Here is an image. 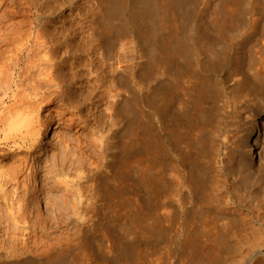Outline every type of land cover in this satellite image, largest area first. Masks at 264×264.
Wrapping results in <instances>:
<instances>
[{"label":"bare ground","instance_id":"bare-ground-1","mask_svg":"<svg viewBox=\"0 0 264 264\" xmlns=\"http://www.w3.org/2000/svg\"><path fill=\"white\" fill-rule=\"evenodd\" d=\"M93 1L96 6L93 10L88 9L89 16L84 11L79 12L88 17L85 23L83 21L85 26H80L87 28L88 37L84 34L87 40L83 37L76 40L75 36L72 39L73 28L67 27L66 17L62 18L66 0H14L13 4L28 3L32 18L15 26L16 29L7 35L0 30V63H4L0 69V92L7 95L4 100L0 99V144L9 147L6 153L0 154V217H6L11 223L5 221L9 225L4 231L13 227L15 232L21 233L19 220L26 221L24 218L36 211V204L31 209L32 199L27 187L28 197L23 193L28 183H23L20 177L26 170L27 181L32 184L41 182L42 189L61 192L60 200H56L59 202L50 208L57 207V214H70L78 221L72 235L62 237L65 240L59 238L58 247L50 248L44 259L15 258L20 251L17 253L18 250L11 249L12 245L8 249L0 244V264H74V260L70 263L71 260L67 259L68 253L86 246L90 234L101 229L102 216L113 219L117 205L122 207L124 216L126 212L129 215V201L121 196L129 184L130 162L135 156H139V162L150 161L154 168L158 157L170 149L169 145L177 149L185 145L180 154L181 181L187 189L185 199L206 196L208 180L214 173L215 157L219 156V145L217 153L214 151L217 135L224 125L225 112L222 116L221 111L225 106L229 110L227 104L234 106L233 120L229 125L234 129L240 127L243 133L236 144L224 146L225 160L215 171L217 176H224L222 196L227 205L226 212L243 222L244 207L251 211L256 209L258 212L253 219L264 232V85H253L255 80L264 78V57L256 58L249 67L253 70L250 75L245 72L247 69H244L239 51L240 46L251 40L247 36L237 40L241 31L238 20L235 21L237 17H233L234 9L226 8L223 18L210 25L203 22L192 8L199 0ZM246 4L252 9L251 2ZM115 20H121V24H116ZM53 24L65 30L49 28ZM132 31L137 32L141 43L121 40L123 35ZM255 43L258 51L264 54V36ZM4 44H20V47L13 49L7 57L2 48ZM118 47L119 54L115 52ZM129 49L137 56L129 57ZM144 57L146 60L139 61ZM139 68L147 79L143 98H140L143 105L149 107L148 119L144 123L140 120L144 113L138 106L134 86H131L133 89L129 86L130 74ZM223 68L227 69L229 76L235 77L231 78L233 81L230 79L232 85L226 88H222L214 77ZM180 86L191 98V109L175 113L170 105ZM7 100L10 106L4 108V112L1 102ZM51 105L55 111L40 118V109ZM56 122L57 128H66L67 132L54 134L59 137L52 146L55 152L42 159V153L37 154L43 149L40 136L51 130ZM207 123L213 124L210 133L194 134L197 128L201 129ZM79 126L87 130V134L81 133L83 138H74L76 134L72 137L74 128ZM80 128L78 130L82 131ZM151 171L144 169L136 182L147 191L155 207L164 185L160 173L154 169ZM10 187H14L13 192ZM41 214L36 212L37 216ZM233 226L223 223L214 245H206L205 250L196 236L183 240L181 251L188 264H218L222 261L221 250L233 247L228 241ZM110 235L102 241V246L108 249L106 253L113 249ZM7 256H13L15 260L7 261ZM100 263L107 264L106 261Z\"/></svg>","mask_w":264,"mask_h":264},{"label":"rangeland","instance_id":"rangeland-1","mask_svg":"<svg viewBox=\"0 0 264 264\" xmlns=\"http://www.w3.org/2000/svg\"><path fill=\"white\" fill-rule=\"evenodd\" d=\"M4 1L5 0H0L1 2L0 4V24H1L0 30L3 29V31L6 33L5 35H7L8 32L10 33L11 31L16 29L15 26L22 24L23 22L25 24V22L26 21L28 22L32 17L30 16L31 10L29 9L30 5L28 3L13 4L14 0H6V2H8L9 4L8 3L4 4L2 3ZM58 1L65 2V0H58ZM90 1L89 0H66L65 4L66 3L67 4L62 8V12H63L62 18L66 17L65 19L67 21L66 22L67 27L73 28V30H71L72 31L71 34L72 33L74 34L72 35V39H74L73 36H75L76 40H79V38L81 39L82 37H83L82 38L83 40H87V37H88L87 35H89V32H87V28L85 27L82 28L80 26L81 25L85 26L84 23L87 20L86 18H88L86 16H89L90 14L88 9L91 8L93 10L96 6L93 0L91 2ZM199 1L198 3H196V7L192 6V8L194 11L195 10L197 11L196 14L199 15V17H201L203 22L210 24V25L211 24L213 25V23L216 20H220L221 18H223V11H225L226 8L231 9V11L234 9V11H232L233 17L234 19L237 17L235 21L238 20L237 23L239 27V32L241 31V37L240 36L237 37V40L239 39L242 40L243 37H246V36L250 37V39L248 40H251V42L247 41L244 44V46L242 47L240 46V51H239L242 62L244 64V69L245 70L247 69L245 72L246 73L248 72L247 74L250 75V71L253 72V70L250 69L249 67H251L255 63L256 58H259L261 56L264 57L263 52L258 51V47L256 46V43H255L256 40H258V38H260L261 36H264V0H238L239 3H237L234 0L233 1L232 0H210V2L209 0L207 1L199 0ZM247 2H251L252 9L251 7L250 8L247 7V4H246ZM234 6L235 8H233ZM194 8H198V9H194ZM81 11L86 12L87 15L84 12L83 14L79 13ZM99 11L101 12V10H98V12ZM2 17L3 19L1 20ZM116 21H118L119 23H117ZM115 23L120 25L121 20L120 21L115 20ZM25 27L29 29L28 25H25ZM25 27H24V30L26 29ZM54 27L56 28V31H58L60 28H61L60 31L65 30L62 27L59 28L58 25L55 26V24H53L52 26H49V28H52V29H55ZM77 27L79 30L77 29ZM240 27H241V30H240ZM84 28L86 29V31ZM84 34L87 37H85ZM250 34H252L253 36L254 35L256 36L253 37ZM121 40L123 41L127 40L129 42L133 41L138 44L141 43V39L138 36L136 31H132L128 35L127 34L123 35ZM4 45L2 46V48L6 50L5 55L7 57L8 55L10 56L12 54L11 52L13 51V49L15 50V48L20 47V44H15V45L4 44ZM116 49L117 50H115V52L119 54L120 52L119 47ZM135 55L136 54L131 52L129 49V57L131 56L134 57ZM202 57L204 56L202 55ZM144 60H146V57H144L143 59L139 61H144ZM3 65L4 63H0V69ZM140 70L141 69L139 68L137 69V71L132 73L133 75L130 74L131 76H129V86L130 88H132L131 86H134L133 87L134 89L133 88L132 89L135 91L136 93L135 96L138 97L137 99L140 100V101L137 100L138 106L142 108L143 113H144L141 115V117L142 116L143 117L140 118V120H141V123H144L148 119V117L146 118V114L149 111V107L146 104L143 105L144 101H141L140 98H143L142 92H144V89H146L147 79H145L144 77L145 72L143 71L144 73L143 74L142 72H140ZM139 72L142 74H140ZM9 73H11V71H9ZM228 74L229 73L227 69L223 68L217 71V73H215L214 75L215 79L221 84L222 88L231 86L233 83L231 81H233L235 77H231ZM140 75H143V76L141 77ZM190 78L194 79L193 77H190ZM261 80L260 81L259 79L255 81L252 80V82L254 81L253 85L254 84L258 86L264 85V78L262 80L263 82ZM180 87L179 89L177 88V91L174 92L173 99L170 105L171 110L175 113H184L185 111L188 112L189 109H191V106H190L191 98L187 94V92L183 90L182 87L181 88ZM6 97L7 95H4V93L0 92V99L4 100ZM231 98L232 97L230 96L229 100H231ZM220 104L222 105V102H220ZM9 106H10V101L8 102L7 100V102L5 101L1 102V110H4V112H6V109L4 108L9 107ZM227 106H229L228 111H227L228 108L226 106L223 107V110L221 111L222 116L225 112L224 125L222 127L221 132L217 135V139L215 141L216 142L215 151H214L215 153H217L216 150L219 147L218 148L219 156L217 158L215 157L214 168H213L214 173H212L211 178H209L208 180L207 184L210 187L208 185L206 186V190H205L206 196L203 195L204 196L203 198L198 197V196L196 197L192 196L190 199H185L187 189L184 188L182 184L181 173H180L181 170H183V167L180 166L181 165L180 163L181 155L180 154H181V151H184L185 145L179 147V149H177L173 145H169L168 148L170 149H167V153H163V156L165 155L164 157L162 155L161 157L160 156L158 157L157 159L158 164H156L154 168L150 166L151 165L150 161H147V163H142L138 161L139 156H135L130 162L129 184L126 186L127 188L125 187V190H126L125 194L121 196V198H127L129 201V205L127 207V211L129 210V215H128V212H126L127 215L124 216L123 215L124 211H121L122 207L120 205H117V207L115 208L116 215L115 217H113V219L111 218L112 220L107 218V216H102V227L100 226L101 229L95 230L93 233L90 234L91 239L88 240V242L86 243V246H81L68 253L67 259L71 260L70 263H72L74 260L73 262L74 264H98L100 263V261L102 262L106 261L107 264H188L186 255L184 257L183 252L181 251L183 240H186L187 237L196 236L199 240V243H201V248L205 250L207 249V246H209L210 244L211 246L214 245L215 237L217 235V232H219V227L223 223H229L232 225L234 224L233 226L234 228H232V232H230L229 233L230 235H228V241L232 243L233 247L231 248V250H227V249L221 250V255H222L221 260L222 261H219L218 264H264V232L259 230L258 223H256L255 219H253V218H256L255 216L257 215L258 211L256 209L255 210L253 209V211H251L252 209L248 207H244V209L242 210V212H244L243 222H241V220L238 217L227 215V212H226L228 210L227 205H225V200L222 196L225 190L224 188L225 181L222 180L224 179L223 178L224 176L223 177H221L222 175L217 176L216 175L217 172H215L217 171V168L219 167L222 160L223 159L225 160L224 146L227 143L228 144L230 143L231 145L236 144L238 142V139H240L243 133L240 127H238L237 129H234V127H231L232 125H229L230 122H232L230 120L231 119L233 120L232 109L234 108V106L231 104L230 105L227 104ZM53 107L54 106L51 105V107L40 109L39 111L40 118H45L49 116L51 112L55 111V108ZM226 113H228L229 115ZM227 125L229 126L227 127ZM56 126H57V122L54 123L52 127L50 126L51 130H48L47 132L45 131L44 135L40 136V138L43 139L42 140L43 149L41 148L40 149L41 152L38 151L37 154L40 153L38 155H41L42 153V156H43V157L41 156L42 159H44L47 154L51 155L52 151L55 152L54 151L55 149L53 148L54 147L53 144H55L54 142H56L59 139V137L54 136V134L57 135L58 131L60 134H62V131H63V134H66L67 132L66 128H57ZM79 128L80 126L78 128H74L75 133L72 137H74L76 134L74 138H77L78 136L79 137L82 136L83 138L84 135L87 134V130H83L82 128H80L82 129L81 131V130H78ZM212 128H213V124L207 123L203 125L201 129L200 127L197 128L194 131V134L199 135L198 133L203 134L204 132L207 134V132L210 133ZM81 133L83 134L85 133V134L83 135ZM161 134L164 135V132L161 131ZM55 138L57 140H55ZM225 139H228V140H225ZM7 148L9 149L8 145L0 144V154L6 153L8 151ZM173 148L174 150L171 151V149ZM37 154L35 153V155ZM9 163L10 162L5 163V164L8 165ZM138 163H142V164L138 165ZM144 169H150L152 171L153 169L154 171L157 170L158 173H160V176L162 177L161 181H163L162 185L164 186H162L163 191H162L161 196L159 197L160 199H158L155 205L156 208L154 207V202L152 201V199L149 198L147 191L143 189V187H141L136 182V180L139 177V174H141V172ZM177 170L179 171V173L177 172ZM27 175H28V171L26 170L23 173V175L20 177L21 178L20 180H23L22 181L23 183L25 182L28 183L26 186H24L23 193L26 194L28 193L27 191H29V193L31 194L30 199H32L31 209H32V206L36 204V206H34V208L36 207L35 208L36 211L34 214H29L26 218H24L26 221H22L23 219L19 220V223L20 222L22 223L20 224L21 233L20 232L18 233V231L15 232L12 226H11L12 228L10 229H12L13 231L12 230H9L7 232L4 231L6 230V227H7L6 225H9L10 221H8L6 217H3L4 219L0 217V222H1L0 244H2L1 247L5 245V247L8 249H10L11 248L10 246L12 245L11 249H16V251L18 250L17 253L20 251L19 252L20 255L18 254L14 256L15 258H18V256L19 258L21 256L22 257H34V258L36 257L35 259L40 260V259H44L46 255H48V253L50 252L49 250H51L53 246H56L59 243V238L62 240H65L62 237L66 238L67 236L72 235L74 231V226H76L78 221H76L77 219L76 220L74 219L75 218L74 216H70V214L69 215L65 213H62V215L57 214L56 213V210H58L56 209L57 207L55 209L53 207L50 208L51 205L56 206V203L59 202L56 200H60L59 195L61 196V192L59 193L58 191H55V190L51 191L49 189H42L43 186L41 182H37V184H32V182L27 181L28 179L26 177ZM41 175L42 173L39 175L38 179L39 178L41 179ZM25 187H27L26 188L27 191H25ZM164 187L166 189H164ZM9 189H11V192L14 191V187H10ZM26 197H28V194H26ZM52 208L54 210H52ZM138 208L140 209V211ZM37 211H40L42 214L37 216L36 215ZM136 215L138 219L139 218L141 219L138 220L136 218ZM5 221L9 223H5ZM110 221H112V223ZM128 228L130 231L128 230ZM13 232L17 235H14ZM196 232L197 234H195ZM10 233L11 235H9ZM21 234L23 235V237ZM108 234H111L110 236L112 239L111 241L113 242L112 244L113 249L111 248V252L108 251L106 253L105 251H107L108 249L106 250L105 247L102 246L103 245L102 241L106 239ZM103 236H104V239L102 238ZM56 240H58V242ZM89 241L90 242L92 241V242L90 243ZM14 245L16 246V248H14L15 247ZM124 247L125 249L126 248L127 249L124 250ZM23 249L26 251H24ZM122 249L124 250V252ZM15 258H13L12 256V258L9 257V258H6V260L12 261V260H15ZM93 260L94 262H92ZM96 261H98V263Z\"/></svg>","mask_w":264,"mask_h":264}]
</instances>
